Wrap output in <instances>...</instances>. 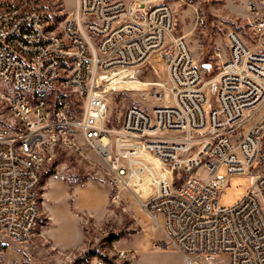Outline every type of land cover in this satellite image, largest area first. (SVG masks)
<instances>
[{"label":"built area","instance_id":"built-area-1","mask_svg":"<svg viewBox=\"0 0 264 264\" xmlns=\"http://www.w3.org/2000/svg\"><path fill=\"white\" fill-rule=\"evenodd\" d=\"M249 23L257 47L264 15ZM227 47L215 50L217 73L207 79L175 33L166 0H76L60 30L44 11L7 10L0 0V84L9 88L0 92L8 109L0 121V230L16 242L31 238L47 152L81 135L108 164L111 186L139 196L184 264L220 256L264 264V49L236 30ZM155 57L166 78L143 77L148 63L158 73ZM58 90L74 92L79 111L54 102ZM119 91L138 95L137 103L110 126L108 97ZM238 175L248 176L247 192L225 206L221 195Z\"/></svg>","mask_w":264,"mask_h":264},{"label":"rangeland","instance_id":"rangeland-1","mask_svg":"<svg viewBox=\"0 0 264 264\" xmlns=\"http://www.w3.org/2000/svg\"><path fill=\"white\" fill-rule=\"evenodd\" d=\"M166 2L174 10L175 33L186 37L207 79L217 73L215 50H228L229 31L236 30L256 47L249 22L264 15V0ZM1 4L5 8L10 4L19 12L44 11L60 30L64 20L75 12L76 0H1ZM250 4L255 5V11ZM198 16L204 18L203 23ZM256 48L264 49V41ZM152 63L158 73L148 63L143 77L166 78L163 59L155 57ZM4 89L0 84V92ZM215 90L213 84L212 100ZM52 96L54 102H68L75 111L83 104L71 90H58ZM108 98L106 122L119 127L127 107L137 103L138 95L119 91ZM7 115L8 109L0 99V121ZM222 171H226L225 166ZM248 181V176H234L224 188L222 203L230 206L238 202L247 192ZM40 193V216L29 240L16 242L0 230V264H184L182 253L142 209L139 196L132 190L111 186L108 164L81 135L75 137L74 145L60 143L47 152L41 167ZM212 264L229 262L220 256Z\"/></svg>","mask_w":264,"mask_h":264},{"label":"trees","instance_id":"trees-1","mask_svg":"<svg viewBox=\"0 0 264 264\" xmlns=\"http://www.w3.org/2000/svg\"><path fill=\"white\" fill-rule=\"evenodd\" d=\"M1 5H2V4H1ZM2 7H3V5H2ZM3 8H5V7H3ZM5 9H7V10H13L10 4H8V5H7V8H5ZM54 93H55V92H53V94H54Z\"/></svg>","mask_w":264,"mask_h":264},{"label":"water","instance_id":"water-1","mask_svg":"<svg viewBox=\"0 0 264 264\" xmlns=\"http://www.w3.org/2000/svg\"><path fill=\"white\" fill-rule=\"evenodd\" d=\"M205 66H206L207 68L210 67V63L205 64Z\"/></svg>","mask_w":264,"mask_h":264}]
</instances>
